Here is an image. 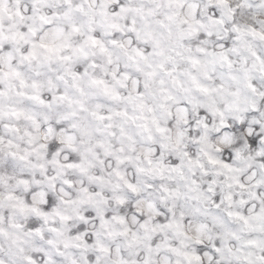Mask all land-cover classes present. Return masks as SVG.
Listing matches in <instances>:
<instances>
[{
  "label": "snow or ice",
  "instance_id": "snow-or-ice-1",
  "mask_svg": "<svg viewBox=\"0 0 264 264\" xmlns=\"http://www.w3.org/2000/svg\"><path fill=\"white\" fill-rule=\"evenodd\" d=\"M0 264H264V0H0Z\"/></svg>",
  "mask_w": 264,
  "mask_h": 264
}]
</instances>
